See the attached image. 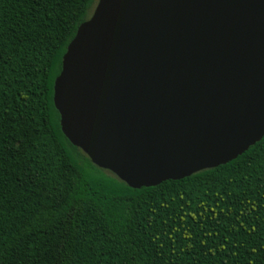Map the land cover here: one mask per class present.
Here are the masks:
<instances>
[{"label":"trees","instance_id":"16d2710c","mask_svg":"<svg viewBox=\"0 0 264 264\" xmlns=\"http://www.w3.org/2000/svg\"><path fill=\"white\" fill-rule=\"evenodd\" d=\"M97 0H0V264H264V136L132 188L62 133L53 83Z\"/></svg>","mask_w":264,"mask_h":264},{"label":"water","instance_id":"95a60500","mask_svg":"<svg viewBox=\"0 0 264 264\" xmlns=\"http://www.w3.org/2000/svg\"><path fill=\"white\" fill-rule=\"evenodd\" d=\"M62 133L132 188L264 136V0H97L53 83Z\"/></svg>","mask_w":264,"mask_h":264}]
</instances>
